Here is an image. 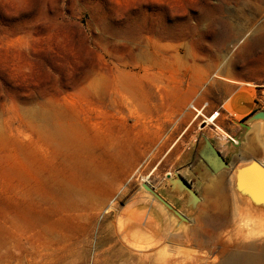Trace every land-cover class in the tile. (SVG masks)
Here are the masks:
<instances>
[{
	"label": "rangeland",
	"instance_id": "374dc122",
	"mask_svg": "<svg viewBox=\"0 0 264 264\" xmlns=\"http://www.w3.org/2000/svg\"><path fill=\"white\" fill-rule=\"evenodd\" d=\"M215 20L243 27L220 52ZM229 73L256 84L252 114L260 111L264 0H0V241L16 233L17 264H158L163 248L175 262L201 254L162 246L167 233L145 229L143 207L134 230L127 207L137 192L152 195L143 183L158 192L152 184L174 172L180 149L195 143L198 160L204 135L214 145L218 119L223 130L247 124L223 115L230 109L214 83ZM214 112L215 124L206 121ZM57 129L62 136L48 140ZM96 164L105 169L99 182L87 178ZM177 185L188 198L178 194L181 206L191 205L193 195ZM89 187L101 196L86 202ZM225 196L243 211L236 191ZM226 224L219 232L232 237L231 248L264 258V212ZM138 231L150 234L144 254L131 247Z\"/></svg>",
	"mask_w": 264,
	"mask_h": 264
},
{
	"label": "crops",
	"instance_id": "0c3cea01",
	"mask_svg": "<svg viewBox=\"0 0 264 264\" xmlns=\"http://www.w3.org/2000/svg\"><path fill=\"white\" fill-rule=\"evenodd\" d=\"M224 76V77H223ZM218 80H215L214 87L217 95L221 98L223 105L227 104L230 112H225L231 121L234 117L238 119H247V124L239 125L230 123V127L226 129V120L222 117L216 121V128H213L212 142L216 148L222 153L229 163V168H222L216 172H212L209 162L199 156L198 160L194 159L196 155L195 143H190L180 149L177 155V165L174 172L183 175L190 183L196 187L200 196V203L194 209L186 210L185 202L182 205L178 200V194L184 199L185 195L181 187L175 182L172 186H168L165 180L160 181L158 185L152 184L160 195L168 200L171 205L177 209L186 219L179 218L173 211L168 209L164 204L155 199L152 195L137 192L134 196L133 203L130 202L127 209L130 214V222L136 230L137 209L143 207L142 225L145 229L150 226H156L159 233L166 231V239L161 245L166 244L167 248L172 249V253L181 252L183 248H198L201 246H191L183 236L184 233L193 234L199 227L205 231L212 230V220H206V215L217 214L224 216L225 223L221 226V231L224 230L227 224V217L237 214H259L264 212V189L262 186L249 181L251 176L257 174L256 169L249 164L252 159H256L264 164V120L254 119L248 120L252 113L256 110V91L259 89L251 87L246 79L233 74H223ZM212 93V83H210ZM262 100L264 96L262 95ZM264 110V106L260 107ZM259 111V110H257ZM217 118V117H216ZM206 122V121H205ZM215 124V123H213ZM240 128V133H236V127ZM222 128L225 135L217 129ZM238 137L240 141L236 144L233 142L234 137ZM213 157V156H212ZM213 161V160H212ZM215 161H213L214 163ZM212 163V165H213ZM237 165L246 166L241 180L243 186L238 188L237 181L231 182L230 176L233 178L232 170ZM174 172H169L174 175ZM167 177V176H166ZM225 181V182H224ZM225 184V185H223ZM250 188V190H248ZM229 190L236 191L242 203V212L238 213L232 207H228V196L223 197V193H228ZM177 193V195H176ZM188 200V198L186 199ZM185 201V200H184ZM189 205V204H188ZM133 216V217H131ZM225 225V226H224ZM161 231V232H160ZM173 232H178L179 237H174ZM204 241H210L209 237L201 238ZM209 245V243H207ZM160 244H154L152 247H157ZM208 245H204L206 247Z\"/></svg>",
	"mask_w": 264,
	"mask_h": 264
},
{
	"label": "bare ground",
	"instance_id": "6f19581e",
	"mask_svg": "<svg viewBox=\"0 0 264 264\" xmlns=\"http://www.w3.org/2000/svg\"><path fill=\"white\" fill-rule=\"evenodd\" d=\"M212 27H213L212 35L220 36L222 39V43L218 47L219 52L222 51L224 47L226 48V46L230 41L236 40V38L242 33V29H243L242 26L241 27L234 26V24H232L231 22L218 21V20H215L213 22ZM247 44L248 41L245 43V45ZM123 45L124 43H121V46ZM248 46L250 45L248 44ZM134 58L135 55L134 56L130 55L129 61H133ZM196 109L198 113H201L200 109L198 108ZM217 116H218V112H214V115L211 117L210 116L207 117L206 121L210 123H215V119ZM59 131L60 130L57 129L53 134L47 135L46 138L48 140L55 141L56 139H58V136H62ZM24 156L26 158L28 157L26 154ZM87 172H88L87 178L93 180L94 182H99L100 180L104 179L105 169L100 164H96L94 167L88 168ZM261 182L262 181H260V183ZM82 196H83V200H85L86 202H91L99 198L101 194L98 193L95 189L89 187L87 188V190L82 191ZM205 218L206 220H212L211 231H205V229L199 227L196 231H193V234L187 235L188 237L187 240L189 241V244L191 246H201L198 248L205 249L202 251L201 254H198L197 250H194L193 255L188 261L175 262L173 258H170L166 255L165 252L166 249L163 248L157 254V256L160 258L158 264H264V258L247 247L244 248L243 250H238V249L236 250L231 248V244L229 243V241L232 240L231 236L230 237L227 236V238L223 240L222 233L219 232V229L221 228L222 225L221 224L222 217L220 215L217 216L215 215L214 217H212V215L210 216L206 215ZM11 234H12L11 237L10 235H6L3 241H0V261H3L4 264H11L13 260H16V264H17L18 260H20V255L22 254L21 251L17 250V246L19 244L17 242L15 244L14 242V235L16 233L13 231ZM133 235L134 238L132 239L133 241H131V247H134L137 253L144 254V251H146V249H148L150 245V239H151L150 234L146 233L145 231V235H144L138 231V232H133ZM204 236L209 237L210 241L202 240L201 238ZM207 243H209V245ZM204 245H208V246L203 247ZM1 249H4V251H2ZM212 252H215V254H213L211 259H209V255ZM145 255L146 258L149 257V253L146 252Z\"/></svg>",
	"mask_w": 264,
	"mask_h": 264
},
{
	"label": "water",
	"instance_id": "95a60500",
	"mask_svg": "<svg viewBox=\"0 0 264 264\" xmlns=\"http://www.w3.org/2000/svg\"><path fill=\"white\" fill-rule=\"evenodd\" d=\"M254 119H263L264 120V111L260 110L256 113L252 114L248 120H254ZM243 124V123H242ZM246 126V124H243ZM199 156L206 159L209 163V167L212 172H216L219 169L222 168H229V163L226 161L224 156L220 153V151L211 143V141L204 135L203 136V142L198 148ZM213 156V157H212ZM215 161L213 163V161ZM213 163V165H212ZM254 164V168L258 171H261L264 174V164L256 159H252L248 165L252 166ZM246 166L244 165H237L232 170L233 180L237 177H243V172L245 171ZM256 176L253 175L251 178H249V181L254 184L255 183ZM262 182L264 183V178H261ZM168 186H172L175 182H179L182 187L187 189L191 195H193L194 200L192 201V204L190 207L189 205H186V210H192L196 206V203L200 201V197L197 195L196 191L192 187V185L189 183V181L178 172L175 173V176L172 177L171 175H168L167 177ZM143 187L148 190L155 198H157L161 203H163L168 209L173 211L178 217L186 219L182 213H180L177 209H175L168 201H166L159 192L155 191L152 187H150L148 184L143 183Z\"/></svg>",
	"mask_w": 264,
	"mask_h": 264
},
{
	"label": "built area",
	"instance_id": "2783aa9c",
	"mask_svg": "<svg viewBox=\"0 0 264 264\" xmlns=\"http://www.w3.org/2000/svg\"><path fill=\"white\" fill-rule=\"evenodd\" d=\"M205 106H203V107H201V109H203ZM195 109V111L197 112V114H198V111H197V109L196 108H194ZM201 109H200V111H201ZM211 115H213V114H211Z\"/></svg>",
	"mask_w": 264,
	"mask_h": 264
}]
</instances>
